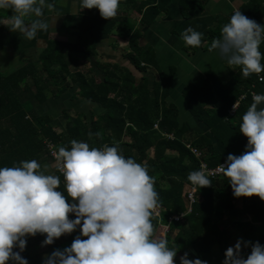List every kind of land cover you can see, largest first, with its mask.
<instances>
[{
  "label": "trees",
  "instance_id": "16d2710c",
  "mask_svg": "<svg viewBox=\"0 0 264 264\" xmlns=\"http://www.w3.org/2000/svg\"><path fill=\"white\" fill-rule=\"evenodd\" d=\"M168 1L121 0L117 15L108 19L100 15L98 8H86L85 21L78 29L77 45L92 56L97 42L114 33L127 39L130 51L125 57L139 71L145 70L147 65L156 67L154 60L147 56L150 51L140 45V30L134 27L129 14L137 13L138 23L147 26L167 9ZM202 1L179 0L181 13L193 17L202 8ZM241 11L257 21L264 16V0H251ZM222 27L223 22H219L211 36L218 38ZM260 49L264 52V43ZM37 62L41 67H37ZM70 65L71 59L66 53L48 44L36 62L25 63L10 73L0 72V167L36 159L48 173L45 167L52 165V174L61 177L59 188L67 195L64 175L53 164L47 144L57 152L61 146L70 148L73 139L97 148L114 145L125 157H134L146 165L155 178L162 211L160 217L153 215V223L155 230L160 231L157 237L165 238L168 246L178 251L174 258L177 264L185 252L190 259L198 257L208 264H222L227 243L237 232L244 241L264 244V200L257 195L234 196L224 173L209 176L212 184L201 189L195 187L194 200L190 203L187 199L188 187L192 185L188 175L200 169V160L215 167L226 162L229 153L240 155L246 150L248 137L240 131V125L253 103L252 94L264 93V79L258 80L259 75L264 77V72L246 77L239 67L225 82L209 74L202 86H184L183 95L190 113L210 131L205 135L180 124L176 105L165 100L174 72L159 71V80L149 88L147 76L137 80L131 71L117 64H107V73L99 81L84 76L77 69L70 76ZM73 84L77 85L74 95L100 104L105 111L93 118L80 112L71 117L63 110L64 125L58 130L52 116L37 114L34 107L44 102L49 93L58 96ZM235 102L238 103L235 112L230 115L229 109ZM187 145L200 150V157ZM68 200L71 202L72 198ZM181 213L180 220L169 221L170 216ZM245 215L250 216L248 220L241 219ZM70 218H75V214ZM163 224L168 225L165 234ZM45 238L46 234L39 233L27 237L21 255L29 264H43L45 254L68 247L66 243L71 245L75 235L64 234L53 244L42 245ZM251 250V246H247L244 258Z\"/></svg>",
  "mask_w": 264,
  "mask_h": 264
},
{
  "label": "clouds",
  "instance_id": "9594fccd",
  "mask_svg": "<svg viewBox=\"0 0 264 264\" xmlns=\"http://www.w3.org/2000/svg\"><path fill=\"white\" fill-rule=\"evenodd\" d=\"M121 0H79L80 7L98 8L100 15H117ZM55 7L51 0H0V9H11L8 21L0 20L13 32L35 39L39 31L54 28L57 15L45 16V8ZM33 17L29 23L26 17ZM55 29V28H54ZM56 35V30L53 37ZM204 33L189 26L182 39L189 46H200ZM264 24L249 18L237 8L222 27L209 51L218 50L230 65L241 66L244 76L264 72ZM264 79V77H261ZM264 93H253V103L242 117L240 131L248 137L246 150L229 153L227 166L220 164L236 197L253 195L264 200ZM71 147L58 150L61 177L45 173L36 159L0 167V264H29L21 255L27 237L46 234L42 245H51L77 228L80 234L64 249L45 254L43 264H177V250L165 238L155 235L154 210L160 202L155 178L146 165L134 157H125L117 146L91 147L73 139ZM193 186H210L212 180L204 169L188 175ZM68 197L72 200L69 202ZM75 214L70 218L69 214ZM86 237V238H83ZM242 244L251 246L244 258ZM19 249L16 251L15 249ZM180 264H208L190 259L185 252ZM224 264H264V244L238 239L226 250Z\"/></svg>",
  "mask_w": 264,
  "mask_h": 264
},
{
  "label": "crops",
  "instance_id": "0c3cea01",
  "mask_svg": "<svg viewBox=\"0 0 264 264\" xmlns=\"http://www.w3.org/2000/svg\"><path fill=\"white\" fill-rule=\"evenodd\" d=\"M51 2L55 7L51 10L45 8V16H58L54 24L55 29L49 28L47 32L41 30L35 39H27L23 33L13 32L8 25L0 23V72L10 73L25 63L36 62L48 44H56L59 51L66 53L71 60L77 61L76 67L72 64L69 66L70 76L75 72L74 69H77L84 76L99 81L107 73V64H117L131 71L137 80L143 75L147 76L151 88L153 83L159 80V71L165 73L172 71L174 73L165 100L176 105L180 124L186 125L190 131L198 134H210L207 127L190 113L183 88L187 84L202 86L209 74H214L225 82L232 71L241 67L230 65L219 55L218 50L209 51L215 39L210 33L219 22H223V26L228 23L232 13L237 8L241 10V7L251 0H203L202 8L193 17H185L181 13L179 0H169L166 4L167 9L159 13L147 26L139 24L137 16L132 14L134 12L130 13L131 21L135 22L134 27L141 33L140 45L150 51V55L147 56H150L149 59L154 60L157 65L156 67L147 65L142 72L125 57L130 51L127 39L114 33L97 42L94 55H87L76 42L78 29L85 21L86 8L79 15H73V10L80 7L79 0H51ZM12 14L11 9H0V20L7 22ZM32 18L26 17V20L30 23ZM257 22L264 24V16ZM189 26L204 33L200 46H189L182 39L183 31ZM55 30L56 35L53 37ZM221 36L222 32L219 37ZM76 87V84L70 85L58 96L49 93L44 102L35 105V111L40 115L50 113L53 124L58 130L64 125V120H59L63 117V110L73 112L71 117L80 112L85 117L93 118L105 111L100 104L79 94L74 95ZM71 215L73 214L70 213L69 216ZM158 232L160 233L157 229L156 236ZM230 242L232 241L227 244ZM224 259L225 256L222 258V264Z\"/></svg>",
  "mask_w": 264,
  "mask_h": 264
},
{
  "label": "built area",
  "instance_id": "2783aa9c",
  "mask_svg": "<svg viewBox=\"0 0 264 264\" xmlns=\"http://www.w3.org/2000/svg\"><path fill=\"white\" fill-rule=\"evenodd\" d=\"M261 77H263L262 75H259L258 76V80L261 81ZM242 97V96H241ZM252 97H253V94H252ZM237 106V103L233 104L231 106V111L233 112L234 109L236 108ZM155 127V125H154ZM50 148V155L53 157V164L57 166L58 168V152L52 148V145L50 143L47 144ZM187 147L191 150V152L197 157L199 158L200 157V151L198 149H196L195 147L193 146H190V145H187ZM221 164L227 166L226 162H222ZM220 165V164H219ZM219 165L215 166V167H209L207 166V164L205 163V161L203 160H200L199 162V166H200V169H204L206 171V173L211 176V177H215L216 175H219V174H222V172L219 171ZM59 170V168H58ZM60 171V170H59ZM62 173V172H60ZM63 174V173H62ZM194 191H195V186L191 185L190 187H188V190H187V199L188 201L191 203L193 200H194ZM231 191H233V189L231 188ZM161 211H162V208H161V205L159 204L158 207L154 210V216H157V217H160L161 216ZM183 216V214L181 213L180 215H173V216H170L169 217V221L171 220H175V221H178L181 219V217ZM162 229H163V234H165L168 230V225L167 224H163L162 226Z\"/></svg>",
  "mask_w": 264,
  "mask_h": 264
},
{
  "label": "rangeland",
  "instance_id": "374dc122",
  "mask_svg": "<svg viewBox=\"0 0 264 264\" xmlns=\"http://www.w3.org/2000/svg\"><path fill=\"white\" fill-rule=\"evenodd\" d=\"M132 14H134L135 16H137V13H132ZM133 23L135 24V22L133 21ZM54 45H56V44H54ZM60 52H62L61 50H60ZM72 56V55H71ZM67 57L68 58H71V57H69L68 55H67ZM75 60H77V59H75ZM77 61H74V59H72L71 60V64L72 65H74L75 67L77 66V63H76ZM73 63H75V64H73ZM36 65H37V67H41V64H40V62H37L36 63ZM72 67V66H71ZM75 70V69H74ZM73 70V71H74ZM235 103H237V102H235ZM234 103V104H235ZM238 104V103H237ZM232 109L230 108L229 109V114L230 115H233L234 114V112H235V109H234V111L232 112L231 111ZM69 115H72V114H74L73 112H71V111H68L67 112ZM43 114H45V115H49L50 113H43ZM50 116H52V115H50ZM59 116V115H58ZM59 120H61V121H63L64 119H63V117H60V119ZM201 122V121H200ZM201 124L202 125H204L202 122H201ZM203 127V126H202ZM200 151V150H199ZM206 163V162H205ZM207 164V163H206ZM46 168V171L48 172V173H52L53 172V169H52V165H49V164H47V166L45 167ZM249 215H245V216H243L241 219H243V220H248L249 219ZM74 219V218H73ZM231 229V228H230ZM78 230H79V228H77V230H75L73 233H74V235H75V237L77 236V235H79L78 234ZM236 235H234V236H232L231 237V239L229 240V241H232V242H230L229 244H227V246H226V248H225V254H226V250H227V248L228 247H230V246H234L235 244H236V242H237V240L238 239H240V238H242V236H241V234L239 233V232H237V233H235ZM244 241V240H243ZM66 245L67 246H69L70 245V243H66ZM65 248V247H64ZM41 249H43V247H41ZM63 249V248H62ZM246 249H247V247H245L243 244H242V251H241V254L242 255H244V253H245V251H246ZM225 260V259H224ZM224 260H223V264H224Z\"/></svg>",
  "mask_w": 264,
  "mask_h": 264
}]
</instances>
